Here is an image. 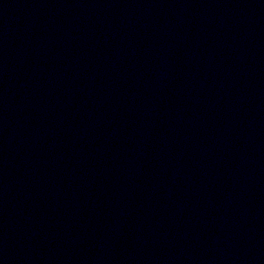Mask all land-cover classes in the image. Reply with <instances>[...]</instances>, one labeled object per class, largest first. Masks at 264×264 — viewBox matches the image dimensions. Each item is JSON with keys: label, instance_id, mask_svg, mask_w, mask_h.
<instances>
[{"label": "water", "instance_id": "obj_1", "mask_svg": "<svg viewBox=\"0 0 264 264\" xmlns=\"http://www.w3.org/2000/svg\"><path fill=\"white\" fill-rule=\"evenodd\" d=\"M0 264H264V0H0Z\"/></svg>", "mask_w": 264, "mask_h": 264}]
</instances>
